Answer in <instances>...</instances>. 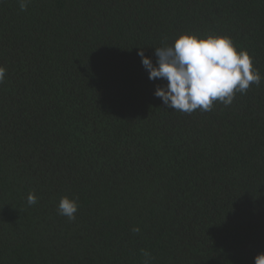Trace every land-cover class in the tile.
<instances>
[{
	"label": "trees",
	"instance_id": "trees-1",
	"mask_svg": "<svg viewBox=\"0 0 264 264\" xmlns=\"http://www.w3.org/2000/svg\"><path fill=\"white\" fill-rule=\"evenodd\" d=\"M20 3L0 0V264H254L264 0ZM182 34L228 36L261 83L211 111L165 108L137 53L155 65Z\"/></svg>",
	"mask_w": 264,
	"mask_h": 264
},
{
	"label": "clouds",
	"instance_id": "clouds-1",
	"mask_svg": "<svg viewBox=\"0 0 264 264\" xmlns=\"http://www.w3.org/2000/svg\"><path fill=\"white\" fill-rule=\"evenodd\" d=\"M29 2L21 0V10H25ZM137 54L148 79L164 82L156 87L154 96L162 101L165 108L187 114L197 109L211 111L216 101L228 106L236 93L243 94L250 85L258 86L262 80L248 52H238L228 36L201 38L182 34L171 46L165 44L154 49L155 65L143 50ZM5 74L6 69L0 66V83L4 82ZM27 203L35 205L36 196L30 193ZM57 211L71 221L75 219L78 204L75 199L62 197ZM133 231L138 232L139 229ZM144 255L148 256V253ZM254 264H264V253L254 257Z\"/></svg>",
	"mask_w": 264,
	"mask_h": 264
}]
</instances>
